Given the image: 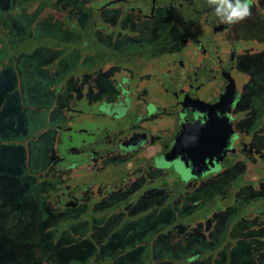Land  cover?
Listing matches in <instances>:
<instances>
[{
	"label": "flooded vegetation",
	"instance_id": "af4514ba",
	"mask_svg": "<svg viewBox=\"0 0 264 264\" xmlns=\"http://www.w3.org/2000/svg\"><path fill=\"white\" fill-rule=\"evenodd\" d=\"M249 3L228 25L207 0H0V75L21 90L28 62L48 98L24 116L35 220L6 264H263L264 0Z\"/></svg>",
	"mask_w": 264,
	"mask_h": 264
},
{
	"label": "rangeland",
	"instance_id": "374dc122",
	"mask_svg": "<svg viewBox=\"0 0 264 264\" xmlns=\"http://www.w3.org/2000/svg\"><path fill=\"white\" fill-rule=\"evenodd\" d=\"M30 45V42H25L22 52H26ZM30 67L28 62L23 63V69H21L23 89L19 88L21 90H16L18 83L14 79L15 75H0V252H3L0 254V264H6L9 259H14L16 263L22 261L21 257L14 258L11 251L19 242L18 236L30 232L32 222L35 220L34 203L26 188L28 184L22 179L23 161L25 160L22 155L23 145L18 142L21 140L22 133L28 134L24 116L29 114L28 119L30 120L36 113L34 109L40 103L45 104L48 98L43 92L42 84L35 79ZM7 73L10 74L11 69ZM197 143L203 144L200 139H196L191 148L195 149ZM52 255L53 253L47 257H52ZM53 257L55 258L54 264H62L63 261ZM246 263L250 264L249 261ZM260 263L256 261L254 264ZM209 264H215V262L212 261Z\"/></svg>",
	"mask_w": 264,
	"mask_h": 264
},
{
	"label": "clouds",
	"instance_id": "9594fccd",
	"mask_svg": "<svg viewBox=\"0 0 264 264\" xmlns=\"http://www.w3.org/2000/svg\"><path fill=\"white\" fill-rule=\"evenodd\" d=\"M222 23L234 25L251 15L249 0H207Z\"/></svg>",
	"mask_w": 264,
	"mask_h": 264
}]
</instances>
